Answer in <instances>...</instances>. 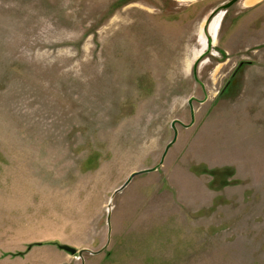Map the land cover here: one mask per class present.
<instances>
[{
  "label": "rangeland",
  "instance_id": "obj_1",
  "mask_svg": "<svg viewBox=\"0 0 264 264\" xmlns=\"http://www.w3.org/2000/svg\"><path fill=\"white\" fill-rule=\"evenodd\" d=\"M231 1L0 0V264H264V0Z\"/></svg>",
  "mask_w": 264,
  "mask_h": 264
},
{
  "label": "water",
  "instance_id": "obj_2",
  "mask_svg": "<svg viewBox=\"0 0 264 264\" xmlns=\"http://www.w3.org/2000/svg\"><path fill=\"white\" fill-rule=\"evenodd\" d=\"M237 1H239V0H233V1H231L230 3H228L227 5H225V6L223 7L224 10L228 9L229 7H231V6H232L233 4H235ZM210 44H211V40L209 41V45H210ZM187 127H189V126H187ZM176 140H177V131H175V137H174V140H173V142L168 146V148H167V150H166V152H165V154H164V156H163L162 161H164V159H165V157H166V154H167L169 148L171 147L172 144H174V143L176 142ZM156 170H157V168H153V169H150V170H144V171H141V172H137V173L132 174L130 180H129V181H128L123 187H121L119 191L124 190V189L127 187V185L130 183V181H131L132 179H134L135 177H137V176H139V175H142V174L152 173V172H155ZM107 222H108V226H109V236H108V244H109V242H110V240H111V232H112V231H111V213L108 214ZM48 244L56 245L59 249L64 250V251H66V252H69V253H71V254H76V253H77V250H76V249L71 248V247L68 246V245L62 244L59 240L49 241ZM108 244L105 246V248L108 246ZM105 248H103V250H104ZM103 250H101V251H99V252H91V251H89V250H82L81 252H79V255H80V257H82L83 253H85V252H88V253H90V254H92V255H98V254H100Z\"/></svg>",
  "mask_w": 264,
  "mask_h": 264
},
{
  "label": "bare ground",
  "instance_id": "obj_3",
  "mask_svg": "<svg viewBox=\"0 0 264 264\" xmlns=\"http://www.w3.org/2000/svg\"><path fill=\"white\" fill-rule=\"evenodd\" d=\"M255 1H256V0H252L251 2H255ZM251 2H250V3H251Z\"/></svg>",
  "mask_w": 264,
  "mask_h": 264
}]
</instances>
